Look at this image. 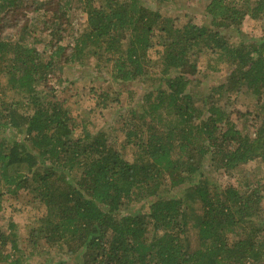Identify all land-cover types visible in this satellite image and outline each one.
<instances>
[{
    "label": "trees",
    "instance_id": "1",
    "mask_svg": "<svg viewBox=\"0 0 264 264\" xmlns=\"http://www.w3.org/2000/svg\"><path fill=\"white\" fill-rule=\"evenodd\" d=\"M146 2L178 0H0V264H264V35L241 30L264 0H203L196 22ZM56 64L133 85L85 99L119 102L131 161L59 100ZM10 200L44 210L22 240Z\"/></svg>",
    "mask_w": 264,
    "mask_h": 264
},
{
    "label": "rangeland",
    "instance_id": "2",
    "mask_svg": "<svg viewBox=\"0 0 264 264\" xmlns=\"http://www.w3.org/2000/svg\"><path fill=\"white\" fill-rule=\"evenodd\" d=\"M146 4L149 5L152 9L157 10L162 15L177 17L180 21L184 22L189 19H194L196 22L198 20H201L200 17L203 15V0H178L176 4H162L159 6L158 4H155L153 2H146ZM71 17L73 21V27H77L85 20V15L77 10L72 11ZM241 30L248 38L257 40L264 35V22L260 23L257 20L248 19L245 24L242 25ZM209 61L210 56L208 54H204L200 60V66H205ZM55 68L56 71L59 72V75L64 78H68L69 80L63 85V88L67 89V92H61L60 88L56 87V90L60 91L57 92L59 100H62L67 96L66 105L72 112V115L83 118L90 123H94L93 125L97 128L106 129L108 131V136L113 143V147L117 150H120L126 160L131 161L133 159L132 145H123L122 134L120 132H115L113 128H119V126L121 125V121L119 120L121 111L117 105L119 104V102L115 100L112 107L105 112L103 111L102 116H100L98 112L90 115L88 114V112H86L85 108L88 107V103H86L85 99L89 94L87 88L92 86L97 90L108 92L111 95V99L117 97L120 98V102L123 101L124 103H127L130 96L129 90H134L133 85L115 84L110 79H108L105 73H95L91 69H89V67L56 64ZM221 81V74H210L209 77H206L202 80V88L204 92H207L211 85H214ZM118 92L121 95L117 96ZM140 92L141 88L138 87L136 95H134V101H136L137 96L141 94ZM236 107L240 108L238 107V104H236ZM249 167L256 169L255 174H262V171H258V169H261L259 165L254 163L249 164ZM261 206L262 212L264 214V199ZM138 207L139 204L134 205V209H132L131 211H134L135 208L137 209ZM12 208L17 209L18 212L11 215ZM43 212L44 210L41 208L35 210L34 213H32L30 211V208H28V206L24 204L23 200H10L6 205H4L3 218H11L12 221H14L15 231L18 235V238L22 240L27 236L29 230L35 225L36 218L40 217ZM27 263L31 264L30 260H28Z\"/></svg>",
    "mask_w": 264,
    "mask_h": 264
}]
</instances>
